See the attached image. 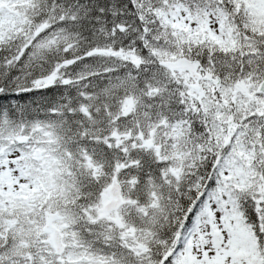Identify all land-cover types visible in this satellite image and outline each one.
Listing matches in <instances>:
<instances>
[{
	"label": "snow or ice",
	"instance_id": "obj_1",
	"mask_svg": "<svg viewBox=\"0 0 264 264\" xmlns=\"http://www.w3.org/2000/svg\"><path fill=\"white\" fill-rule=\"evenodd\" d=\"M0 264H264V0H0Z\"/></svg>",
	"mask_w": 264,
	"mask_h": 264
}]
</instances>
